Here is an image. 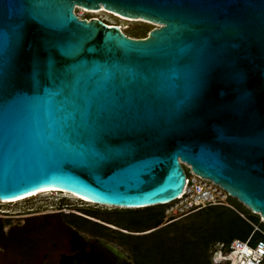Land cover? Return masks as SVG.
Masks as SVG:
<instances>
[{
	"label": "water",
	"instance_id": "water-1",
	"mask_svg": "<svg viewBox=\"0 0 264 264\" xmlns=\"http://www.w3.org/2000/svg\"><path fill=\"white\" fill-rule=\"evenodd\" d=\"M181 161L264 218V0H0V199L164 205Z\"/></svg>",
	"mask_w": 264,
	"mask_h": 264
},
{
	"label": "flooded vegetation",
	"instance_id": "flooded-vegetation-1",
	"mask_svg": "<svg viewBox=\"0 0 264 264\" xmlns=\"http://www.w3.org/2000/svg\"><path fill=\"white\" fill-rule=\"evenodd\" d=\"M56 199L55 205L0 217V264H150L138 258L129 240L150 236L170 221L165 216L149 229L133 219L142 216L137 212L123 213L127 219L120 222Z\"/></svg>",
	"mask_w": 264,
	"mask_h": 264
},
{
	"label": "trees",
	"instance_id": "trees-1",
	"mask_svg": "<svg viewBox=\"0 0 264 264\" xmlns=\"http://www.w3.org/2000/svg\"><path fill=\"white\" fill-rule=\"evenodd\" d=\"M238 208L210 206L171 222L150 236L129 242L135 245L139 259L149 253L157 254L155 264H210L211 248L216 242L229 244L234 239L246 240L254 230L253 224L264 230L258 214L241 211L244 209H240V205ZM154 210H159L155 216L142 215L133 219L143 222L149 229L158 227L165 220L164 207ZM253 238L260 239L262 234L256 231Z\"/></svg>",
	"mask_w": 264,
	"mask_h": 264
},
{
	"label": "built area",
	"instance_id": "built-area-1",
	"mask_svg": "<svg viewBox=\"0 0 264 264\" xmlns=\"http://www.w3.org/2000/svg\"><path fill=\"white\" fill-rule=\"evenodd\" d=\"M181 162L186 169V185L182 194L166 204L165 216L170 219L169 223L210 206L233 208L228 200L230 194L221 185L196 174L190 165ZM3 203V199H0V217L6 214L1 208ZM253 226L254 230L246 240L234 239L229 244L216 242L211 248L210 264H263L264 230L256 224ZM256 231L262 234V238H253Z\"/></svg>",
	"mask_w": 264,
	"mask_h": 264
},
{
	"label": "rangeland",
	"instance_id": "rangeland-1",
	"mask_svg": "<svg viewBox=\"0 0 264 264\" xmlns=\"http://www.w3.org/2000/svg\"><path fill=\"white\" fill-rule=\"evenodd\" d=\"M77 7V6H76ZM75 12L84 18H99L101 20H104L108 24L112 25H119L122 26V30L130 36L141 38V37H147L149 35V32L158 27L159 24L155 22H151L149 20H145L142 18H129L131 20L122 19L116 15L109 14L107 12H98V13H92V12H85L81 8L76 10ZM118 14V13H117ZM120 15V14H118ZM122 16V15H121ZM61 198L63 199L62 202L71 204L72 207H77V209H80L83 212H95L98 211L100 213L105 214H111L106 215L107 217H111L114 220H118L120 222H123L126 218L123 213L125 211L131 210V212H137L142 215H149L151 211L154 209H160L161 207H164V210L167 206H150V207H143V208H137V209H126L121 207H112V206H104L99 204H90L87 202H84L83 200L79 199H73L69 198L67 196H64L62 192L53 193V194H41L34 197H29L27 199L21 200L19 202H13V203H3L2 209L6 211L8 215H12L14 213H21L24 211H29L31 208H39L43 206H50L57 204V199ZM230 205L233 206L234 209L238 208L240 205V209H244L241 211H251L246 205L238 201V199L234 197H229ZM236 207V208H235ZM154 208V209H153ZM232 208V209H233ZM239 209V208H238ZM251 213H254L251 211ZM82 214V213H81ZM165 214V212H164ZM256 214V213H254ZM83 215V214H82ZM243 217H245L244 213H241ZM260 221L264 223V218L259 215ZM210 254V250H209ZM158 258V255L155 253H149L148 256L144 258V261L150 264H155L156 260Z\"/></svg>",
	"mask_w": 264,
	"mask_h": 264
},
{
	"label": "bare ground",
	"instance_id": "bare-ground-1",
	"mask_svg": "<svg viewBox=\"0 0 264 264\" xmlns=\"http://www.w3.org/2000/svg\"><path fill=\"white\" fill-rule=\"evenodd\" d=\"M82 9L83 11L85 12H92V13H98V12H107L109 14H112V15H116L122 19H126V20H131L127 17H124V16H121V15H118L116 12H113L111 10H108L107 8H105L104 6L101 8V9H88V8H85V7H82V6H77L76 7V10L78 9ZM104 21V20H103ZM109 25H112V24H109ZM119 26V25H118ZM121 28V30L123 29L122 26H119ZM58 191H60L59 189H51V188H45V189H40V190H37V191H34V192H31L27 195H24V196H20V197H17V198H12V199H3L4 203H15V202H19L21 200H24V199H27L29 197H34V196H38V195H43V194H53V193H58ZM63 194L67 197H70V198H73V199H77V198H80L81 200L83 199L84 201L90 203V204H99V205H104V206H112L114 207L113 205H105V204H100V203H95L93 201H90L88 200L87 198L81 196V195H78V194H73V193H70V192H63ZM115 207H118V206H115Z\"/></svg>",
	"mask_w": 264,
	"mask_h": 264
}]
</instances>
